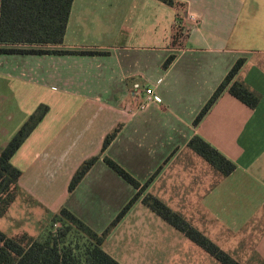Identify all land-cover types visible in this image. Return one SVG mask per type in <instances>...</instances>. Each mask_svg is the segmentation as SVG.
<instances>
[{"label": "crops", "instance_id": "crops-1", "mask_svg": "<svg viewBox=\"0 0 264 264\" xmlns=\"http://www.w3.org/2000/svg\"><path fill=\"white\" fill-rule=\"evenodd\" d=\"M176 1L179 6L159 0H74L63 43L38 48L103 54L0 56V124L16 116L13 102L18 96L27 117L20 120V127L38 105L50 107L12 158L22 175L14 204L0 218L6 234L27 233L38 238L43 223L64 207L101 233L65 201L50 207L30 186L34 183L40 188L42 179L57 171L46 161L58 153L56 146L62 141L55 131L76 128L74 117L59 116L56 109L61 106L59 112L66 114L73 108L74 113L82 109L106 112L119 128L101 153L109 128L103 131L101 149L94 154L101 157L72 192L68 185V199L96 169H103L105 175L115 172L104 162V156L132 171L125 153H121L123 149L133 155L137 150L142 153L144 172H130L142 183L163 165L102 244L116 260L129 264L130 258H144L142 264H160L168 257L167 264H216L217 259L198 246L191 247L192 254H181L190 245L185 242L184 236L188 237L143 203L144 195L151 193L241 264H264V0ZM176 21L182 29L188 28L183 40L174 39ZM171 55L176 58L164 68ZM240 58L245 62L235 79L258 93L259 103L250 107L225 90L195 125L198 114ZM9 60L19 62L12 67ZM135 75L144 78V89L151 86L156 93L157 99L144 108L140 105L146 92ZM131 77L135 90L130 88ZM20 89L25 94L15 93ZM195 135L234 162L235 170L223 175L192 150L188 143ZM4 139L0 151L11 140L7 135ZM92 156L72 161L70 182ZM59 162L63 166L66 158ZM28 170L40 179L23 182ZM135 192L133 189L130 195ZM22 197L50 213L43 222L34 218L32 229L10 220L11 210ZM171 238H181L182 245Z\"/></svg>", "mask_w": 264, "mask_h": 264}, {"label": "trees", "instance_id": "trees-1", "mask_svg": "<svg viewBox=\"0 0 264 264\" xmlns=\"http://www.w3.org/2000/svg\"><path fill=\"white\" fill-rule=\"evenodd\" d=\"M74 0H0V56L2 54H78L99 55L103 52L94 50H59L38 48L41 45H60L63 43L70 13ZM170 6H179L176 0H159ZM185 28L181 30L184 38ZM177 34V32H176ZM176 36V35H175ZM179 39V37L177 38ZM176 58L171 55L164 67L167 68ZM245 62L240 58L217 87L211 98L194 120L197 125L220 95L228 90L236 98L250 107H255L260 96L244 82L235 77ZM50 107L41 103L24 122L9 143L0 151V218H2L16 199L18 181L22 171L12 163L26 139L39 125L48 113ZM119 128L107 134L104 139L102 152L116 137ZM188 146L213 165L223 175L232 173L236 165L226 158L202 137L195 135ZM101 154L86 159L73 175L69 184L72 192ZM104 162L137 189L136 195L119 213L112 225L99 234L78 216L67 208H62L53 217V222L61 221L66 228L59 232L49 231L44 238H34L22 233L9 236L0 229V264H122L106 252L102 244L108 237L112 228L122 219L132 205L146 192L150 184L163 168L160 166L156 172L145 182L137 180L129 171L109 156L103 157ZM169 160V159H168ZM166 160V162L168 161ZM143 203L151 210L165 219L176 229L184 233L191 241L202 247L222 264H241L237 259L222 249L203 232L192 226L181 214L172 210L162 200L151 193L143 198ZM76 229L83 235L84 243L75 242L69 232Z\"/></svg>", "mask_w": 264, "mask_h": 264}, {"label": "rangeland", "instance_id": "rangeland-1", "mask_svg": "<svg viewBox=\"0 0 264 264\" xmlns=\"http://www.w3.org/2000/svg\"><path fill=\"white\" fill-rule=\"evenodd\" d=\"M184 28L185 30L188 29L186 27ZM180 36H181L180 32H177L176 36H174V39L178 40L177 38L178 37L180 38ZM181 40H183V37H181ZM133 55L138 56L136 53H134ZM9 62L12 63L10 64V66L13 67L19 61L15 62L9 60ZM20 65H22V63H20ZM134 77L135 79L138 78V80L140 81L141 88L143 89V91H145L146 88L148 87L152 88L151 86H147L145 89L143 88L144 84L146 86V82L142 80L144 78L141 75H135ZM134 81L135 80H133L131 77L130 78L131 90L136 89L133 87ZM15 91H16L15 93L20 92L22 94H25V91L22 89ZM13 96L16 95L13 94ZM21 106L22 103L18 96L16 101L13 102V109L16 112V116L14 117V119L0 124V141L5 140L4 138L6 135L9 141L13 137V135L19 130V127L21 125V124L19 125L20 120L24 121L27 118V117L25 118V115L23 113L25 111L24 108L22 107V109H20ZM60 108L62 107L58 106L56 109V111L59 113V116L63 117L64 119L74 117L73 125H75L76 123V128L57 130L58 132L54 130L56 135L60 137L62 141L59 142L56 146L58 153L55 156H52L49 161L48 160L46 161L48 162L49 166L56 168L57 171H55L53 174H51L50 172V174L47 175V177L45 176L42 179L43 183L42 185H40V188L34 183H31L30 186L34 187V189L38 191V194L44 197L46 202L50 204V207H53L54 205L63 203L65 201L66 204L70 205L78 213H80L82 217H84L93 227L100 230L99 232L103 233L106 229H108L112 225L113 221H115L119 213L136 195L137 189L136 192L131 196L130 194L132 190L135 188L131 184H129L124 178L120 177V175H117L112 170L109 171L110 172L109 175H105L103 173V169L100 170L96 169V171L89 177L87 183H85L83 187H81V189L72 198L68 199L67 197H65L66 196L65 193H67V188L70 182V178H68L69 177L68 172L70 170V165L72 161H75L79 158H83L84 156H88V155L92 156L95 153H98V151H100L101 149V145L104 139V138L100 139L103 131L109 128V133H110L114 129L118 128V124H112V122L114 121L111 120V114H106V112H102L101 114H96L94 112L89 113V111L82 109L79 113H74L76 108H73L71 112L68 111V113L66 114L64 112H59ZM125 146H126L125 144L122 145L123 148ZM120 151L121 150L118 149L117 152L120 153ZM121 153L122 154L125 153L124 154V157H126L125 160L130 162V167L133 169L132 171H136V173H138L139 175L144 172L143 169L144 162L142 161L144 159L141 152L137 150L135 155H133L126 149L125 150L123 149ZM64 157L66 158V162L63 164V166H61L60 164L63 162H59V160ZM111 175H113V177ZM36 179H40V178L35 177L33 172H31V170L30 171L28 170L26 172L25 177L23 178V182L26 180L30 182ZM98 181L100 182L98 183ZM13 204L14 203H12V205ZM134 204L132 205V207L134 206ZM131 208L122 217V219L129 213V211H131ZM37 211H40V214ZM10 214H11L10 220H13L11 222L14 223L17 222L19 224H23L24 227L29 226L31 229L34 224V220H33L34 218H36L37 220L40 219V222H43L44 218L46 219L47 216L50 215L48 210L39 208V206L35 201L34 203H32L31 201L25 199L24 197L20 199V202H18V204H15ZM53 217L48 218V220L43 223L41 229L42 231L38 238L41 239L44 238L49 231L59 232L61 230L60 228L63 229L66 228V226L61 221L53 222ZM122 219L120 221H122ZM120 221L118 223H120ZM118 223L112 228V231L118 225ZM7 224L9 225L10 221H7ZM3 225L4 227L6 226L4 223ZM0 229L2 228L0 227ZM169 233L170 232L167 230L166 234L168 236ZM69 236H71L75 242L79 241L80 245L84 243L83 235L74 228L69 232ZM181 238H171V240H174L173 243L175 244H177V241H180L182 245ZM184 238L186 239L185 242L190 243V245H187V248L184 249L183 253H181L182 255L183 254L188 255L189 252H191L192 254L193 253L191 251L192 246H198L200 250L201 249L203 250V248H201L199 245H196V243H193L185 236ZM207 256H211V255H207ZM142 261L145 262V259L143 258V260H141L140 258H130L129 264H142ZM167 261H168V257H165L164 262L160 264H167ZM215 262L216 264H222L218 260H215Z\"/></svg>", "mask_w": 264, "mask_h": 264}, {"label": "built area", "instance_id": "built-area-1", "mask_svg": "<svg viewBox=\"0 0 264 264\" xmlns=\"http://www.w3.org/2000/svg\"><path fill=\"white\" fill-rule=\"evenodd\" d=\"M176 28H177V32H181V30H183L178 21H176ZM145 92H146V96L140 105L141 108L148 106L151 102L157 99L156 93L153 88L148 87L146 88Z\"/></svg>", "mask_w": 264, "mask_h": 264}]
</instances>
